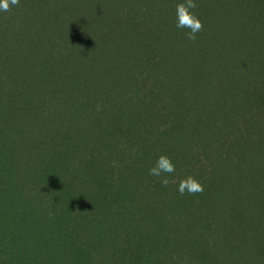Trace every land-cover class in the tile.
<instances>
[{
	"label": "trees",
	"instance_id": "trees-1",
	"mask_svg": "<svg viewBox=\"0 0 264 264\" xmlns=\"http://www.w3.org/2000/svg\"><path fill=\"white\" fill-rule=\"evenodd\" d=\"M182 2L0 10V264H264V0Z\"/></svg>",
	"mask_w": 264,
	"mask_h": 264
},
{
	"label": "clouds",
	"instance_id": "clouds-1",
	"mask_svg": "<svg viewBox=\"0 0 264 264\" xmlns=\"http://www.w3.org/2000/svg\"><path fill=\"white\" fill-rule=\"evenodd\" d=\"M19 0H0V10L9 11L12 6H18ZM195 0H184L176 6V27L186 30L185 35L189 41L195 42L197 34L203 31V22L196 15ZM176 166L167 155H160L156 164L149 169V175L160 179L163 186L170 183L169 175L174 174ZM178 193L183 196L202 194L204 187L194 176L188 175L179 181Z\"/></svg>",
	"mask_w": 264,
	"mask_h": 264
}]
</instances>
